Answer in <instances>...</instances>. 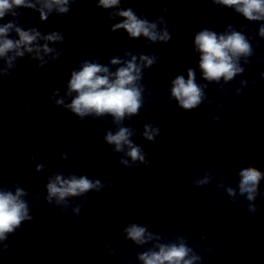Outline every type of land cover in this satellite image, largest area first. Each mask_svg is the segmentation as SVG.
<instances>
[{"label": "clouds", "instance_id": "9594fccd", "mask_svg": "<svg viewBox=\"0 0 264 264\" xmlns=\"http://www.w3.org/2000/svg\"><path fill=\"white\" fill-rule=\"evenodd\" d=\"M219 3L226 6H236V10L241 12L249 20H258L264 18V0H218ZM119 3V0H99L97 7L111 8ZM68 0H49L45 7L49 10L53 5L58 7V11L66 13L69 11L66 5ZM20 7L34 8L35 5L28 3L27 0H0V20L4 19L7 14L13 17L18 13L15 9ZM124 17L122 23L113 26V30L123 28L132 37H139L141 34L150 40L167 41L168 34L157 37L156 33L151 29L155 28V24H149L146 20L137 19L131 9L120 11L117 13ZM41 19H46L45 13L41 11ZM14 30L19 39L13 40L7 38L9 32ZM261 34L264 35V28H261ZM41 34L35 29L29 31L22 30L14 22L9 21L0 26V57H5L9 52H15V56H23L24 51H20L21 46L24 50L33 53V58L40 57V48L32 47L33 43L40 38ZM46 41H62L63 37L58 33H51L42 37ZM195 45L197 50L202 54L200 57L199 67L203 72L204 79L208 81H219L221 77L225 80H231L238 72L241 71L234 63V58H238L242 54L250 52V46L246 42L243 35L238 32H232L230 35L217 36L215 32L203 30L195 36ZM45 53L52 51L45 44L43 49ZM15 57H8V66L12 67V60ZM149 65L152 60L144 57ZM135 57H133V61ZM113 64L118 63L112 60ZM139 69L134 62H129L126 67L119 68L114 74V79L109 78L108 68L97 63L85 62L82 69L78 72L74 71L68 84L69 93L76 92L78 95L72 100L71 104L66 107L70 108L74 113L83 117L85 114L96 113L102 115L110 113L119 121L124 117L125 113L135 114L140 107V91L136 87H132L133 83L138 79ZM103 73V75H101ZM172 96L176 98L179 105L184 109L195 108L201 102L202 91L195 83V75L192 69L188 70V79L185 81L183 76H177L173 81ZM62 104V100L56 101ZM159 134V128L153 129L149 125H145L144 138L149 141H155V136ZM130 133L127 128H120L118 132L112 134L109 132L105 136V140L109 144L116 145V151H121L122 145H128L130 149L127 155L133 161L139 160L141 163H147L141 149L133 146L128 139ZM126 163V162H125ZM39 170V169H38ZM239 190L241 193H247V198L253 200L255 198L256 188L261 179V172L254 167L245 168L240 172ZM100 182L97 180L95 184L81 176L77 179L72 176L70 179H63L60 175H56L54 179L47 184L48 200L51 202L52 197H57L58 201L64 200L67 196H77L93 189ZM229 194L233 195L232 189ZM26 193L17 188L15 194L10 191H0V240L6 239L7 233H12L14 229L21 224L23 220H31L28 215V206L26 202L20 199ZM250 211H256L254 207H250ZM129 239L138 244H144L147 240L152 239L151 234L145 238L146 229L136 224H132L125 229ZM8 246L5 245V248ZM158 251H149L139 256L143 264H192L191 259H185L190 249L183 243L176 245H157ZM196 259V257H193Z\"/></svg>", "mask_w": 264, "mask_h": 264}]
</instances>
